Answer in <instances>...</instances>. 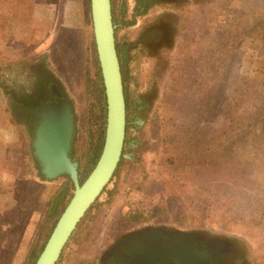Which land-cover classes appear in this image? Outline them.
<instances>
[{"label":"rangeland","instance_id":"rangeland-1","mask_svg":"<svg viewBox=\"0 0 264 264\" xmlns=\"http://www.w3.org/2000/svg\"><path fill=\"white\" fill-rule=\"evenodd\" d=\"M33 1L0 0V73L10 77L24 63L48 56L73 98V157L83 180L104 138L98 124L101 74L89 0H60L62 15L69 14L66 21ZM190 1L191 8L177 19L169 51L155 60L150 52L134 54L124 89L131 106L126 157L56 264H93L115 237L145 224L232 237L254 264H264V0ZM112 3L114 35L120 42L134 33L123 24L131 13L126 0ZM185 74L190 76L187 93L181 86ZM174 77L181 82L176 84ZM145 89L149 96L138 115L136 102ZM175 95V122L191 118V141L180 144L176 158H166L163 111ZM227 112L234 115L225 124L224 140L213 153L202 152L215 120ZM0 116V264H30L58 199L65 193L66 200V190L71 193L73 187L66 176L46 182L35 178L27 137L1 91ZM48 209L53 210L49 218ZM251 215L260 224L248 225Z\"/></svg>","mask_w":264,"mask_h":264},{"label":"flooded vegetation","instance_id":"flooded-vegetation-1","mask_svg":"<svg viewBox=\"0 0 264 264\" xmlns=\"http://www.w3.org/2000/svg\"><path fill=\"white\" fill-rule=\"evenodd\" d=\"M128 13H131L128 20L123 24L133 28L134 33L130 38L115 42L120 47L118 55L123 79H126L130 62L134 54L148 56V53L155 54L151 57L157 59L165 52L169 51L172 32L177 25L178 17L191 8L193 1L190 0H126ZM111 13L113 19V3L111 0ZM114 23V22H113ZM115 25V24H114ZM43 57L38 61L32 60L24 63L22 70L10 77L0 73V91L6 99L10 111L13 113L17 125H20L25 132L29 146L33 140L39 118L36 113L46 104L68 103L73 113L74 127L72 132L71 147L69 151L72 161L77 163L79 178L80 170L78 161L73 154V144L76 136V114L73 98L67 91L56 70L52 68L48 61ZM149 91L145 89L141 102H136V113H142V106L148 98ZM135 114L134 118L137 117ZM135 121V120H134ZM125 139L126 132H125ZM133 139H130L129 146H132ZM125 142V140H124ZM99 156V155H98ZM30 158H33L30 149ZM34 176L38 180L44 181V177L38 167L36 160L33 159ZM66 176L61 174L59 177ZM56 178V179H57ZM51 209L45 212L49 218ZM150 230L152 235L126 236L119 240L115 237L107 253L99 252L93 259V264H254L249 258V252L239 240L232 237L208 232H194L187 234L183 245V255H163L161 249L169 244L177 243L179 238L170 229L154 227ZM133 228L126 230L130 231ZM157 240V242H155ZM92 264V263H91Z\"/></svg>","mask_w":264,"mask_h":264},{"label":"water","instance_id":"water-1","mask_svg":"<svg viewBox=\"0 0 264 264\" xmlns=\"http://www.w3.org/2000/svg\"><path fill=\"white\" fill-rule=\"evenodd\" d=\"M89 8L105 95L106 116L103 143L94 166L80 182L77 163L72 161L69 155L74 127L71 105L68 103L46 104L36 113L39 122L30 143L33 159L36 160L45 181H52L61 174H67L73 183V191L32 264L57 263L78 223L101 194L105 185L110 182L121 157H126L123 154L126 101L116 49L111 0H89ZM150 105L149 101L148 109ZM154 227L170 229L179 237L177 243L169 244L161 249L160 254L163 255H183V245L186 243L187 234L202 232L170 228L162 224H145L121 234L119 240L137 233L140 236L152 235L150 230ZM108 251L110 249L107 247L103 253Z\"/></svg>","mask_w":264,"mask_h":264},{"label":"trees","instance_id":"trees-1","mask_svg":"<svg viewBox=\"0 0 264 264\" xmlns=\"http://www.w3.org/2000/svg\"><path fill=\"white\" fill-rule=\"evenodd\" d=\"M114 30H115V25H114ZM116 49H117V54L119 55L120 54V47L119 45L116 43ZM188 68V67H186ZM122 71V70H121ZM193 73V72H192ZM124 75H122L123 77ZM195 76V74H194ZM194 76H192L191 80L194 78ZM196 76H197V73H196ZM181 78V77H180ZM183 81H186V83L182 84V88H183V91H185V93H187V91L190 89V86H185L187 84V82L190 80V76L188 75L186 77V74L182 77ZM174 82L177 84V83H180L181 81H179V77H174ZM193 82H195V80H193ZM99 85H100V88H99V92H100V110L102 111L101 115H100V119L101 121L98 122L99 124V128L100 130L102 131L101 133L104 135V122H105V112H104V105H105V95H104V88H103V84H102V78H101V75H99ZM123 88L125 89V79H123ZM204 88H200V91H203ZM124 96H125V91H124ZM125 101H126V114L127 112L129 111V109H131V106L129 104V102L127 101V97L125 96ZM177 102L179 103V99L177 97V95L173 96V98L171 99L170 101V104L169 103H166L165 107H164V111L163 113L165 114V119H164V123H165V131H164V143L166 144V151L165 153L167 154V157L166 158H176L174 152L175 150L180 146V144H184V143H188L189 141H191V138H190V135L188 133V129H189V125H190V120L191 118L187 115V114H191L190 111L187 112V117L189 118L188 121L187 120H181V121H177V123L175 122L176 119L174 116H176V105H177ZM234 113L231 114L230 112H227V113H223L221 115H219V117L215 120L216 121V124H215V127L212 131V134L209 136V138L207 139V141L205 142V144H203L201 146L202 148V152L204 153H208L209 155V152L212 150V153L214 152V150L220 145V143H222V141L224 140V135L226 133V129H225V124L227 123L228 120L232 119ZM101 134V136H103ZM162 141V140H160ZM102 145V140L100 142V145L97 149V153H96V158L94 159L93 161V164H95L97 158H98V155L101 151V146ZM180 149H182V147H180ZM178 149V150H180ZM121 159H123V157H121ZM188 159V158H187ZM190 159V158H189ZM121 164V160L120 162L118 163V166H120ZM119 174V169H117L115 171V173L113 174L114 175H117ZM119 180H120V177H119ZM80 182H82V179H80ZM69 184L71 185L70 187L72 188L73 186V183L72 181L70 180ZM67 192V199L65 200V193H64V197L60 199H58V201L60 202L58 205V207L56 208V211L52 217V222L51 224L46 228V231L43 233L42 235V241L39 245V249L38 251H40V249L43 247L47 237L49 236V233L53 227V225L55 224V222L57 221L61 211L63 210V208L65 207V205L67 204L68 200L70 199L71 195H72V192L71 193H68V191L66 190ZM114 191L110 192V195L113 193ZM17 199V198H16ZM20 198L17 199V201L19 200ZM64 199V200H63ZM62 201V203H61ZM19 203V202H18ZM57 205V203H56ZM54 205V206H56ZM52 210V209H51ZM53 211V210H52ZM261 220L260 218H258L257 216H249L248 219L246 220V223L250 226H256L258 224H260ZM38 253V252H37ZM36 257L33 256V260L34 258ZM33 260L32 262H30V264L33 263Z\"/></svg>","mask_w":264,"mask_h":264},{"label":"crops","instance_id":"crops-1","mask_svg":"<svg viewBox=\"0 0 264 264\" xmlns=\"http://www.w3.org/2000/svg\"><path fill=\"white\" fill-rule=\"evenodd\" d=\"M33 2L36 5L37 4L40 5L41 8H42V6H44V7L46 6V8L44 9V11L46 13H48V14H51L56 19H60V18L62 19L63 18L66 21V19H68V17H69V14H67V13L66 14L64 13V15H62V13H61V7H60V0H34ZM0 127H1V124H0ZM1 158H3V157H1ZM39 182H46V181L39 180ZM13 201L14 200L11 199V201L8 204H11Z\"/></svg>","mask_w":264,"mask_h":264}]
</instances>
